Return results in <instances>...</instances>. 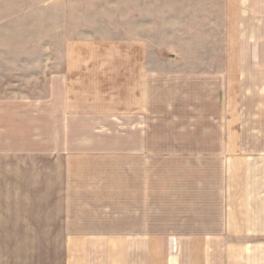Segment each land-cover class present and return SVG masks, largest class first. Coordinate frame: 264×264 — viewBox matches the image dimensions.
<instances>
[{"label":"rangeland","instance_id":"rangeland-1","mask_svg":"<svg viewBox=\"0 0 264 264\" xmlns=\"http://www.w3.org/2000/svg\"><path fill=\"white\" fill-rule=\"evenodd\" d=\"M231 1L0 0V105L31 96L43 106L65 95L69 108L68 130L30 122L9 135L21 147L0 154V264H62L65 245L55 235L47 242L44 223L58 222L67 201L92 202L99 177L123 183L125 142L140 138L137 123L156 148L172 139V112L193 110L183 95H264V0L259 46L248 55L260 67L250 68L234 64L253 42L226 36L225 18L251 0ZM61 155L73 157L69 187L78 190L67 199Z\"/></svg>","mask_w":264,"mask_h":264},{"label":"crops","instance_id":"crops-1","mask_svg":"<svg viewBox=\"0 0 264 264\" xmlns=\"http://www.w3.org/2000/svg\"><path fill=\"white\" fill-rule=\"evenodd\" d=\"M261 1L251 0L225 18L226 36L253 42L252 50L249 45L238 53L235 67H260L248 55L259 46ZM212 19H204L205 26L212 28ZM186 27L179 23L181 32ZM183 96L195 100L193 110L172 112L178 122L171 140L152 148L145 122L137 123L140 138L125 142L123 183L111 179L103 185L99 177L92 202L74 208L67 201L58 222L44 223L47 242L55 235L65 245L62 264H264V95ZM34 98L22 103L14 97L12 108L0 105V154L21 147L9 135L30 122L69 129L67 96L60 102L50 95L43 106ZM57 146L63 153L67 145ZM59 158L69 198L78 191L69 187L73 157ZM53 228L55 234L47 235Z\"/></svg>","mask_w":264,"mask_h":264}]
</instances>
